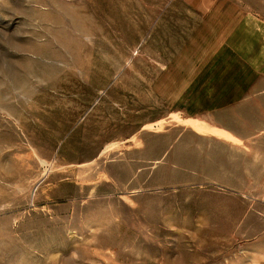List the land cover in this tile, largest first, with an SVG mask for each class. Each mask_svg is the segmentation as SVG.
Masks as SVG:
<instances>
[{
	"label": "rangeland",
	"instance_id": "obj_1",
	"mask_svg": "<svg viewBox=\"0 0 264 264\" xmlns=\"http://www.w3.org/2000/svg\"><path fill=\"white\" fill-rule=\"evenodd\" d=\"M0 264H264V0H0Z\"/></svg>",
	"mask_w": 264,
	"mask_h": 264
}]
</instances>
